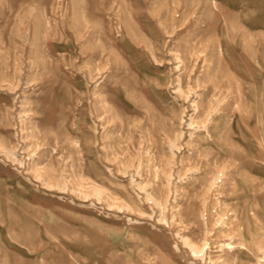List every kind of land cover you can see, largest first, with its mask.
I'll list each match as a JSON object with an SVG mask.
<instances>
[{
	"label": "rangeland",
	"instance_id": "1",
	"mask_svg": "<svg viewBox=\"0 0 264 264\" xmlns=\"http://www.w3.org/2000/svg\"><path fill=\"white\" fill-rule=\"evenodd\" d=\"M263 253L264 0H0V264Z\"/></svg>",
	"mask_w": 264,
	"mask_h": 264
},
{
	"label": "bare ground",
	"instance_id": "2",
	"mask_svg": "<svg viewBox=\"0 0 264 264\" xmlns=\"http://www.w3.org/2000/svg\"><path fill=\"white\" fill-rule=\"evenodd\" d=\"M190 245H191V244H190ZM227 245H228V246H230V245H229V243H227ZM190 247H193V246H190ZM232 247H233V246H232ZM201 250H203V248H202V249H200V250H198V251H196V250H194V249H193V251H192V252L196 253V252H200ZM262 250H263V249H262ZM263 254H264V253H263Z\"/></svg>",
	"mask_w": 264,
	"mask_h": 264
}]
</instances>
